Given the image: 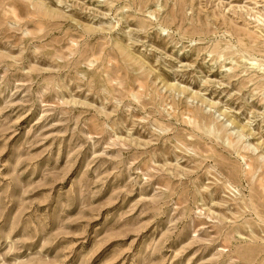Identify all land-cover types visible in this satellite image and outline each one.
I'll list each match as a JSON object with an SVG mask.
<instances>
[{
	"label": "rangeland",
	"instance_id": "374dc122",
	"mask_svg": "<svg viewBox=\"0 0 264 264\" xmlns=\"http://www.w3.org/2000/svg\"><path fill=\"white\" fill-rule=\"evenodd\" d=\"M0 264H264V0H0Z\"/></svg>",
	"mask_w": 264,
	"mask_h": 264
},
{
	"label": "bare ground",
	"instance_id": "6f19581e",
	"mask_svg": "<svg viewBox=\"0 0 264 264\" xmlns=\"http://www.w3.org/2000/svg\"><path fill=\"white\" fill-rule=\"evenodd\" d=\"M253 64H254V63H252V66H254Z\"/></svg>",
	"mask_w": 264,
	"mask_h": 264
}]
</instances>
